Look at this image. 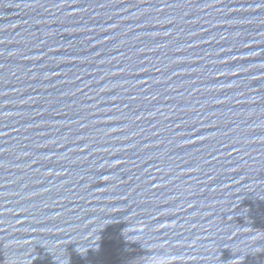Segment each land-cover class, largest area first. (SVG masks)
I'll list each match as a JSON object with an SVG mask.
<instances>
[{"label": "water", "instance_id": "obj_1", "mask_svg": "<svg viewBox=\"0 0 264 264\" xmlns=\"http://www.w3.org/2000/svg\"><path fill=\"white\" fill-rule=\"evenodd\" d=\"M0 264H264V0H0Z\"/></svg>", "mask_w": 264, "mask_h": 264}]
</instances>
